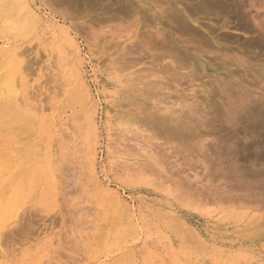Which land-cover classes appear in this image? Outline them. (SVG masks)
<instances>
[{"label": "rangeland", "instance_id": "374dc122", "mask_svg": "<svg viewBox=\"0 0 264 264\" xmlns=\"http://www.w3.org/2000/svg\"><path fill=\"white\" fill-rule=\"evenodd\" d=\"M151 1L33 0L78 53L45 20L0 33V264H264V0Z\"/></svg>", "mask_w": 264, "mask_h": 264}, {"label": "bare ground", "instance_id": "6f19581e", "mask_svg": "<svg viewBox=\"0 0 264 264\" xmlns=\"http://www.w3.org/2000/svg\"><path fill=\"white\" fill-rule=\"evenodd\" d=\"M46 1V0H45ZM101 1V0H100ZM108 2H106V0H105V2H106V5H107V3H108V6H107V8H109V10H118V11H120L121 13H128V11L129 10H133V9H136V10H138V9H140L139 7H145L146 6V4H147V2H149V1H151V0H136V2L134 1V0H107ZM135 3H137V4H134V2ZM212 1V0H211ZM210 1V2H211ZM216 1V0H215ZM215 1H212V2H215ZM218 1V0H217ZM220 1V0H219ZM231 1V0H230ZM235 1V0H234ZM239 1V0H238ZM242 1V0H241ZM49 2V1H48ZM98 2V1H97ZM103 2V1H102ZM168 2V1H167ZM211 2V3H212ZM151 3H155V2H152L151 1ZM194 3V2H193ZM203 3H205L206 4V2H203ZM237 3V2H236ZM45 4H49V5H51L50 3H46L45 2ZM104 4V3H103ZM167 4H169V2L167 3ZM171 4V3H170ZM169 4V5H170ZM195 4V3H194ZM200 4V3H199ZM217 4V3H216ZM218 4H219V2H218ZM221 4V3H220ZM227 4V3H226ZM55 5V4H54ZM198 5V4H197ZM149 6V5H148ZM154 6H158V5H154ZM161 6V5H160ZM171 6V5H170ZM218 6V5H217ZM253 6V5H252ZM52 7H54L53 5H52ZM143 7V8H144ZM150 7V6H149ZM180 7V6H179ZM56 8V7H55ZM151 8H152V6H151ZM154 8V7H153ZM171 8V7H170ZM190 8V7H189ZM251 8V7H250ZM158 9V8H157ZM199 9V8H198ZM220 9V8H219ZM225 9V8H224ZM56 10V9H55ZM152 10V9H151ZM150 10V11H151ZM168 10V9H167ZM167 10L166 11H164V12H167ZM169 10H171V9H169ZM200 10V9H199ZM215 10V9H214ZM239 10V9H238ZM161 11V10H160ZM218 11V10H217ZM229 11V10H228ZM57 12V11H56ZM107 12V11H106ZM109 12V11H108ZM107 12V13H108ZM130 12V11H129ZM172 13L174 12V10L173 11H171ZM175 12H176V10H175ZM195 13L197 12V11H194ZM216 12V11H215ZM220 12V11H219ZM207 13V12H206ZM214 13V12H213ZM60 14V13H59ZM129 14V13H128ZM170 14V13H169ZM224 14V13H223ZM51 15V14H50ZM124 15V14H123ZM136 15V14H135ZM177 15V14H176ZM178 15H179V13H178ZM192 15H194V14H192ZM138 16V15H137ZM137 16H136V18H137ZM223 16V15H222ZM132 17V16H131ZM167 17H170V16H167ZM166 17V18H167ZM174 17H176L175 15H174ZM181 17V16H180ZM183 17V16H182ZM216 17V16H215ZM217 17H219V16H217ZM57 18V17H56ZM133 18V17H132ZM135 18V17H134ZM139 18V17H138ZM171 18V17H170ZM185 18V17H184ZM64 19V18H63ZM126 19V18H125ZM174 19V18H173ZM217 19V18H216ZM222 19H224V18H222ZM42 20L44 21L45 20V22L46 21H48L47 23H44V24H47V28H48V32H50L51 34H53V35H55L56 36V38L58 37L59 38V40L62 42V43H65L66 44V46H68V47H75V51H77L76 50V48H77V44H75V38L76 37H74V35H72V34H74V33H72L71 34V32L68 30V28H65L64 26L62 27V26H59V25H57V22H55V21H50V18H49V16H48V18L47 17H45L44 15H43V13L41 14V11H40V9L38 8V7H36V4L33 2V0H0V33H4V31H8V30H10L11 28V26H13V28L15 27V28H19V31L20 30H22V32L23 31H25L24 30V28L26 29V27H30V26H32V25H36V24H42ZM60 20V19H59ZM127 20V19H126ZM136 20V19H135ZM140 20V19H139ZM139 20H137V21H139ZM149 20V19H148ZM159 20V19H158ZM184 20V19H183ZM197 20V19H196ZM171 21V20H170ZM173 21V20H172ZM185 21V20H184ZM62 22V21H61ZM64 22V21H63ZM128 22H130V21H128ZM185 22H187V21H185ZM185 22H183V23H185ZM224 22V21H223ZM65 23V22H64ZM131 24H133V23H131ZM175 24V23H174ZM61 25V24H60ZM70 25H72V24H70ZM143 25V24H142ZM173 25V24H172ZM188 25V24H187ZM186 25V26H187ZM132 26V28L134 27L133 25H131ZM131 26H129V27H131ZM138 26V25H137ZM180 26V25H179ZM238 26H240V25H238ZM67 27V26H66ZM74 27V26H73ZM122 27V26H121ZM129 27H127V28H125L124 27V29H123V31H121L120 33H118V32H115L116 30H120L121 28L120 27H118L116 30H109V31H107V32H109V35L110 36H112L111 37V40H114L113 38H117V39H121L120 41L119 40H117V41H115V43H113L114 45H116L117 44V46L120 44V43H125V42H130L129 44H131V42L133 43V41H134V39L137 37L136 36V30H137V28L136 27H134L135 29L134 30H131ZM177 27V26H176ZM183 27V26H182ZM14 28V29H15ZM35 28V27H34ZM33 28V29H34ZM38 28V27H37ZM42 28V27H41ZM115 28V27H114ZM180 28V27H179ZM186 28V27H185ZM105 29V28H104ZM110 29V28H109ZM13 30V29H12ZM11 30V31H12ZM15 30H18V29H15ZM31 30H32V27H31ZM43 30V29H42ZM85 30V29H84ZM90 30V29H89ZM152 30V29H151ZM154 30V29H153ZM177 30V29H176ZM180 30V29H179ZM28 31H30V30H28ZM88 31V30H87ZM106 31V30H105ZM10 32V31H9ZM27 32V31H26ZM78 32H80V31H78ZM85 32V31H84ZM123 32V33H122ZM177 32H179V31H177ZM176 32V33H177ZM187 32V31H186ZM101 33V32H100ZM103 33V32H102ZM106 33V32H105ZM104 33V34H105ZM92 34V33H91ZM94 34V33H93ZM103 34V35H104ZM152 34V33H151ZM155 34H157V35H162L158 30L156 31V33ZM182 34V33H181ZM75 35H77V34H75ZM150 35V34H149ZM156 35V36H157ZM105 36V35H104ZM155 36V37H156ZM159 36H157V37H159ZM50 37V36H49ZM54 38V37H53ZM52 38V39H53ZM55 38V39H56ZM163 38V37H162ZM170 38V37H169ZM154 39V38H153ZM159 39V38H158ZM164 39H165V37H164ZM133 40V41H132ZM162 40V39H161ZM166 41V40H165ZM57 42H59L58 40H57ZM77 42V41H76ZM139 42V41H138ZM164 42V41H163ZM169 41H167V43H168ZM61 43V44H62ZM166 43V44H167ZM58 45V44H60V43H55V45ZM60 44V45H61ZM165 44V43H164ZM88 45V44H87ZM138 45V44H137ZM136 45V46H137ZM142 45H143V43H142ZM168 45V44H167ZM170 45V44H169ZM59 47H62V46H59ZM141 47V46H140ZM64 48V47H63ZM123 48L124 47H122V50H123ZM163 48H165V47H163ZM167 48H168V46H167ZM171 48H172V46H171ZM66 49V48H65ZM174 49V48H173ZM61 50V49H60ZM78 50H79V48H78ZM121 50V49H120ZM64 51H66V50H64ZM73 52V51H72ZM169 52H172V50L171 51H169ZM169 52L168 53H164V56H161V57H165V56H167V57H169ZM64 53H66V52H64ZM70 53H71V51H70ZM77 53H78V51H77ZM76 53V54H77ZM163 53V52H162ZM160 54V53H159ZM170 54H173V53H170ZM16 55V54H15ZM153 55V54H152ZM161 55V54H160ZM182 55V54H181ZM197 55V54H196ZM53 56V55H52ZM76 56V55H75ZM153 56H155V55H153ZM179 56H180V54H179ZM172 57H175V56H172ZM76 58V57H75ZM80 58V57H79ZM184 58V57H183ZM175 59V58H174ZM177 59V58H176ZM75 60V59H74ZM163 60V59H162ZM78 61V60H77ZM82 61V60H81ZM170 61H171V58H170ZM80 62V61H79ZM83 62V61H82ZM74 65V64H73ZM82 65V64H81ZM97 65V64H96ZM72 67H74V66H72ZM96 67V66H95ZM73 69V68H72ZM75 69H77L76 67H75ZM75 69H73V71H75ZM83 69V68H82ZM67 70V69H66ZM66 72V71H65ZM76 72V71H75ZM81 73H77V75L75 74V76H77V78H82V76L80 75ZM93 76L96 78V70L93 68ZM69 81V80H68ZM78 81H80V80H78ZM82 81V80H81ZM68 83V82H67ZM84 83V82H83ZM86 83V82H85ZM90 93V92H89ZM88 93V94H89ZM89 97V96H88ZM87 98V97H86ZM91 99V98H90ZM93 99V98H92ZM24 99H22L21 101H23ZM24 102V101H23ZM241 102V101H240ZM254 102V101H253ZM248 103H250V102H248ZM21 104H22V102H21ZM98 104V103H97ZM96 104V105H97ZM245 104V103H244ZM243 104V105H244ZM247 104V103H246ZM94 105V104H93ZM246 107V106H245ZM93 108V107H92ZM50 109V108H49ZM94 109H95V111H96V106H94ZM89 113V112H88ZM92 112H90V114H91ZM90 114H88V115H90ZM92 115V114H91ZM90 115V116H91ZM89 117V116H88ZM87 117V118H88ZM85 118V117H84ZM89 119V126L91 127V131H90V133H92L93 134V136H94V138H95V144H96V142L98 143H101V144H103L104 146H105V148L106 147H108L110 144V139L108 138V136H105V135H109L107 132H108V128H107V126L104 128L105 130H104V132H103V129H101V127H99L98 125H97V122L95 121V117H94V113H93V115L90 117V118H88ZM61 120V119H60ZM49 121V120H48ZM54 122V121H53ZM50 123H52V121H50ZM64 124V123H63ZM66 125V124H65ZM89 130H90V128H89ZM103 133L105 134L104 135V137L102 136L103 135ZM63 135H66V132L63 134ZM63 137V136H62ZM62 140V139H61ZM61 144V143H60ZM62 146H63V144H62ZM94 147V146H93ZM102 149V148H101ZM110 148L108 147V149H106V157L107 158H109V157H111L110 155H111V152L112 151H110L109 150ZM92 152V151H91ZM90 152V153H91ZM94 152V151H93ZM113 153V152H112ZM95 155H96V152L95 153H93V155H92V165H91V170H92V174H93V177L95 178V180H96V183L98 184V187L101 189V190H103V192L105 193V195H108L110 198H111V201H113L114 203H117V205H121V207H123V209L125 210V211H127L129 214H131V213H133V212H135V210L137 209V207L132 203L133 201H129L127 198H124V196L122 195V192L120 191V188H114V189H109L108 188V185H109V178H108V172H109V170H108V166L106 165V164H104V161L103 160H100V165H99V169L100 170H98V168L96 167V162H94V160H95ZM102 157V156H101ZM108 164H109V166H111L112 165V162L109 160L108 161ZM47 166V165H46ZM110 168V167H109ZM100 174L103 176V179H101L100 178ZM144 178V177H143ZM54 179V178H53ZM94 180V181H95ZM104 180H107L108 181V185L106 184V185H103V183H104ZM150 180V179H149ZM106 181V182H107ZM141 181H142V178H141ZM146 181H148V180H146ZM145 181V182H146ZM105 182V183H106ZM143 182H144V180H143ZM152 183V182H151ZM145 184V183H144ZM147 185V184H146ZM153 186V185H152ZM102 193V192H101ZM103 193V194H104ZM120 208V207H119ZM122 209V210H123ZM131 217V216H130ZM169 217V216H168ZM130 220V219H129ZM131 220H132V218H131ZM130 220V224H131V221ZM183 222V221H182ZM181 222V223H182ZM183 224H184V222H183ZM131 226V225H130ZM113 235V234H112ZM140 236V235H139ZM133 238V237H132ZM139 239V238H138ZM141 242V241H140ZM142 244H144V243H142ZM124 245H125V243H124ZM145 245H147V242L145 241ZM144 246V245H143ZM87 247V246H86ZM151 247H153V248H156V249H159V247L158 246H156V245H152ZM145 248V247H144ZM86 249V248H85ZM162 249V248H161ZM88 250V249H87ZM172 252V251H171ZM123 254V253H122ZM105 257V256H104ZM237 257H239V256H237ZM100 260V259H99ZM98 260V261H99ZM109 260V259H108ZM114 260V259H113ZM112 261V260H111ZM110 261V262H111ZM100 262V261H99ZM103 262H104V260H103ZM102 263V262H101ZM102 264H106V263H102Z\"/></svg>", "mask_w": 264, "mask_h": 264}]
</instances>
